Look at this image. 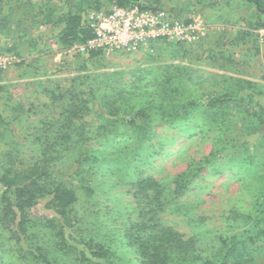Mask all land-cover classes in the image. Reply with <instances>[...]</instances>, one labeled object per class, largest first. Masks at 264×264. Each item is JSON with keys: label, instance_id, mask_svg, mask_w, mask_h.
<instances>
[{"label": "rangeland", "instance_id": "rangeland-1", "mask_svg": "<svg viewBox=\"0 0 264 264\" xmlns=\"http://www.w3.org/2000/svg\"><path fill=\"white\" fill-rule=\"evenodd\" d=\"M142 1L151 10L191 24L190 39L145 42L135 53L103 50L87 61L78 45L65 49L40 34L60 23L68 11L92 7L94 0H0V30L10 35V50L0 49V107L8 101L15 112L11 107L8 111L21 114L22 122L14 128L26 137L21 146L28 162L38 150L32 135L38 115L58 110L49 86L64 90L81 75L97 80L101 86L91 93L98 103L91 102L92 112L85 117L90 133L81 150L100 159L82 161L77 170V179L92 192L74 184L71 228L109 246L120 264H140L138 245L129 241L133 226L156 223L200 240L203 263L224 238L229 246L253 233L263 200L264 134L253 126L259 105L246 97L250 90L240 86L254 83L252 95L264 105V13L245 0ZM92 13L89 8V22L94 21ZM113 91L134 109L149 108L146 131L137 134L107 120L103 125L108 130L99 128L104 121L99 103L107 106ZM220 94L238 100L224 112H208L206 103ZM32 104L39 107L34 108L38 115L30 111ZM14 140L0 135V153L17 146ZM74 163L64 156L56 169L62 173ZM183 176L188 188L176 196V180ZM146 177L160 184L158 198L154 190L137 192L135 182ZM32 214L39 220L46 216L40 209ZM51 232L39 231L38 239L51 243ZM236 256L239 264H264V238Z\"/></svg>", "mask_w": 264, "mask_h": 264}, {"label": "trees", "instance_id": "trees-1", "mask_svg": "<svg viewBox=\"0 0 264 264\" xmlns=\"http://www.w3.org/2000/svg\"><path fill=\"white\" fill-rule=\"evenodd\" d=\"M245 1L254 4L260 14L264 13V0ZM133 6L141 10L152 9L142 0H94V4L89 8L109 15L115 8ZM89 8L83 11H68L60 23L42 32L40 36L43 39L46 38L45 40L55 39L65 49H70L75 44L88 43L96 36L94 28L86 17ZM260 22L261 27H264V22ZM9 37L6 31L0 30V49L10 50ZM102 51L103 49L86 47L82 55L87 61H92ZM83 76L74 79L73 84L64 90L58 86H49L48 94L52 102L58 105V110L54 114H50V111L45 113L44 110L38 115L34 108L39 107L33 104L30 106V111L38 115V125L32 133L35 137L34 145H37L38 150L28 162L24 159L21 146L22 140L26 137L22 130L14 128L22 122L21 114L10 113L8 108L11 107L13 110V105L8 101L4 102L5 108L0 107V125L4 126L0 135H11L15 140L18 139L16 140V143L18 141L17 146L13 145V148L0 153V184L2 186V192H0V249L2 250L0 261L3 262L2 264H120L109 246L92 237H83L75 233L68 220V212L77 201L74 184H80L83 189L86 187L77 179L80 164L82 161L92 159V162H97L100 159L99 155L91 156L87 150H81V146L89 139L90 133L89 122L85 121V117L92 112L91 102L98 103L97 97L92 96V93L101 86L97 80L93 79L90 82ZM170 80L171 77H168L167 81L170 82ZM2 81L3 68L0 65V100L4 89ZM89 84L92 87H89ZM253 84L240 87L249 89L250 92L246 97L254 98L255 106L259 105V110L254 112H257L255 115L257 120L253 121V126L255 130L264 134V105L257 99L258 96L252 95L254 93ZM131 94H133L130 99L132 101L135 99L134 90ZM112 95L113 97L109 92L107 106H103L102 102L99 103L102 107L99 106L97 110L100 112L101 119L104 120L99 128H103L104 131L108 130L103 125L107 120L109 125H127L137 134L146 131L150 126L149 108L134 109L132 105H127V101L117 98L115 92ZM237 100L238 97L229 94L213 96L206 103V110L219 114L226 110V105L234 104ZM64 156H69L75 163L68 170L59 173L56 164ZM135 188L138 193L154 190L157 198L163 191L153 177L139 178L135 182ZM186 188H188V181L183 176L176 180L175 195L179 196ZM85 189L92 192L90 187ZM262 199L253 233L248 234L241 241L232 242L229 246L224 238L217 252L211 254V259L208 256L202 258L203 263L199 255L200 240L186 237L170 227H161L156 223H137L133 226L132 230L135 231L129 237V241H135L138 245L140 264H189L190 261L193 264H197L198 261L199 264H239V257L236 256L238 251L250 246L255 248L258 239L264 238V193ZM38 209L43 214L46 213V216H42L43 220H39V217L32 214ZM236 215L239 213L237 212ZM41 230L54 231L51 232L53 236L51 243L46 244L38 239Z\"/></svg>", "mask_w": 264, "mask_h": 264}, {"label": "built area", "instance_id": "built-area-1", "mask_svg": "<svg viewBox=\"0 0 264 264\" xmlns=\"http://www.w3.org/2000/svg\"><path fill=\"white\" fill-rule=\"evenodd\" d=\"M90 22L96 36L88 43L78 45L119 53L138 52L141 44L162 39H190L191 24L169 15L163 10H141L137 6L115 8L105 15L93 11Z\"/></svg>", "mask_w": 264, "mask_h": 264}]
</instances>
